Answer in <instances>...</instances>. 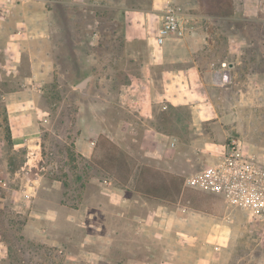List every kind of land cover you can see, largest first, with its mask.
<instances>
[{
	"label": "rangeland",
	"instance_id": "1",
	"mask_svg": "<svg viewBox=\"0 0 264 264\" xmlns=\"http://www.w3.org/2000/svg\"><path fill=\"white\" fill-rule=\"evenodd\" d=\"M165 1L8 3L10 13L0 25V264H193L203 258L206 200L213 214L208 224L233 227L228 239L206 233L213 262L264 264V216L185 184L203 164L193 152L203 146V136L191 131L188 110L170 116L156 110L159 127L180 135L188 153L163 160L140 153L143 121L125 106L122 93L145 65L162 61L155 37ZM173 1L182 8L188 31L214 34L203 63L217 68L226 63L239 76L231 79L232 93L226 91L220 105L225 146L235 141L246 157L264 164V0H234L235 14L228 18L207 15L199 0ZM25 16L31 18L27 26L21 24ZM39 23L41 30L29 31ZM90 76L88 94L74 89ZM209 132L208 142L218 141ZM91 135L95 145L87 158L77 141L88 142ZM111 141L135 158L136 167L110 162ZM190 162L195 167L184 171ZM142 166L151 172L140 173ZM146 190L159 197H147ZM126 199L132 206L128 220ZM140 199L187 206L192 214L188 221H175L174 234L137 227V212L150 216L149 209L136 210ZM225 213H231L229 220Z\"/></svg>",
	"mask_w": 264,
	"mask_h": 264
},
{
	"label": "crops",
	"instance_id": "2",
	"mask_svg": "<svg viewBox=\"0 0 264 264\" xmlns=\"http://www.w3.org/2000/svg\"><path fill=\"white\" fill-rule=\"evenodd\" d=\"M11 1L4 0L5 4L0 3V25L8 18L6 17L10 13L8 3ZM167 1L173 0H166L165 4ZM165 4L163 3V7L160 10V23ZM30 20L31 18L25 16L21 24L27 26ZM38 25L29 31L33 33L35 30H41V24L39 23ZM230 39H232V36ZM213 40L214 34L210 35V33H205L203 30H198L197 32L190 28L183 39L178 40L173 38L161 46L163 47V58L159 65H145L144 73L131 82V84L124 86L126 89L122 93V98L126 100L123 101L125 106L133 108L143 121L140 153L143 152L146 156L157 160H163L166 157L174 159L182 153H188L189 147H186L181 142L180 135L175 137L169 131H164V128L159 127L157 123V111L159 110L163 113L164 110H168L167 112L170 116L172 114L170 111L186 109L190 115L191 131L196 136H203V146H197L195 150L193 147V152H198L196 159L200 158L203 160L201 170L210 164L209 159H213V162L214 158L218 159L222 156L226 148L224 142L227 135L220 131L222 129L225 131V126L221 123L224 120V114L220 105L225 102L224 95L226 91L229 90L232 93L234 80L238 79L239 76L236 73L232 75L230 68L231 79L234 78V80H231L225 86L217 85L214 78L218 68L214 63H203V50H207L208 48L213 49L214 45L210 42ZM196 53L201 56V59L196 58ZM46 64L48 65V63ZM210 129H212L215 137H219L218 141L208 142L207 139L211 135ZM16 134L13 132V139L18 138L15 140V145L20 146V136ZM92 136H89L88 142L83 138L77 141L80 154L87 158L92 156L94 150L93 146L95 143L91 142ZM165 152L166 156L164 155ZM180 156L179 158H181ZM185 167L184 171H191L195 167V163L190 162V166ZM135 202L137 204V206L135 205L136 210L149 209L148 213H150V216L145 218L137 214L138 212L136 213L135 217L138 218L137 227L155 226L162 228L165 233L169 234H174L175 221L179 217L182 218L181 220L188 221V218L192 214V209L187 206L170 208L159 203L150 205L143 199L136 200ZM122 203H124L123 217L125 220H128V213L131 212L130 208H132L131 202L126 199ZM210 204L211 201H203V258L195 260L193 264H216L213 262V251L209 250L207 246L205 237L207 232L209 234L218 233L219 236L225 239L232 236L233 227L229 224H208L207 217L213 216L212 213L206 210V208L209 209ZM230 215L231 213H225L223 219L229 220ZM216 250H218V247ZM171 263L178 264L177 262Z\"/></svg>",
	"mask_w": 264,
	"mask_h": 264
},
{
	"label": "built area",
	"instance_id": "3",
	"mask_svg": "<svg viewBox=\"0 0 264 264\" xmlns=\"http://www.w3.org/2000/svg\"><path fill=\"white\" fill-rule=\"evenodd\" d=\"M186 33L182 8L173 1H167L155 44L161 47L170 39L184 38ZM214 79L219 86L231 81L230 68L226 63L217 69ZM185 184L203 192L222 195L227 205L256 217L264 216V164L246 157L235 141L226 146L220 158L188 177ZM3 185L0 179V187Z\"/></svg>",
	"mask_w": 264,
	"mask_h": 264
},
{
	"label": "trees",
	"instance_id": "4",
	"mask_svg": "<svg viewBox=\"0 0 264 264\" xmlns=\"http://www.w3.org/2000/svg\"><path fill=\"white\" fill-rule=\"evenodd\" d=\"M199 5L202 10H204V13H206L209 16L213 17H220V18H228L232 17L235 14V6H234V0H199ZM99 138H104V136L101 134ZM110 150L107 151L106 155H110L109 160L116 166H119V168L127 167L134 168L136 167V161L135 158L128 153L125 149L120 147L119 145H116L114 142H110ZM138 170V167H137ZM140 173H150L151 171L148 169V167H141L139 170ZM145 195L149 198L152 197H159V195H156V193L152 192L151 190H146L144 192Z\"/></svg>",
	"mask_w": 264,
	"mask_h": 264
},
{
	"label": "water",
	"instance_id": "5",
	"mask_svg": "<svg viewBox=\"0 0 264 264\" xmlns=\"http://www.w3.org/2000/svg\"><path fill=\"white\" fill-rule=\"evenodd\" d=\"M92 82H93V77H87L86 79H84L83 81H81L78 85H76L74 87L75 90H78L80 93H82L83 95L88 94V92L91 89L92 86Z\"/></svg>",
	"mask_w": 264,
	"mask_h": 264
}]
</instances>
